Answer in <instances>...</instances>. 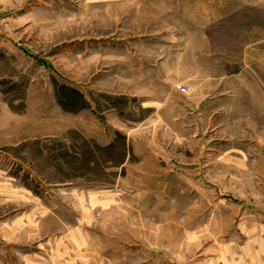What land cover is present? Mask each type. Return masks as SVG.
<instances>
[{
	"label": "rangeland",
	"instance_id": "1",
	"mask_svg": "<svg viewBox=\"0 0 264 264\" xmlns=\"http://www.w3.org/2000/svg\"><path fill=\"white\" fill-rule=\"evenodd\" d=\"M0 264H264V0H0Z\"/></svg>",
	"mask_w": 264,
	"mask_h": 264
},
{
	"label": "trees",
	"instance_id": "2",
	"mask_svg": "<svg viewBox=\"0 0 264 264\" xmlns=\"http://www.w3.org/2000/svg\"><path fill=\"white\" fill-rule=\"evenodd\" d=\"M70 91H72L73 92V94H76V95H78L79 97H81V95L80 94H78V92H76V91H74V90H70ZM71 92V93H72ZM67 110H69V111H73V112H75V111H77L78 110V108L77 109H69V108H66ZM118 136L116 137V139L112 142V143H110L108 146H105V147H101L100 145H98V144H94V147H93V149L92 150H90V151H84V155L85 156H87V155H92L93 153H95V152H97V151H105V152H114L115 150H116V147H118L117 146V144L118 145H123V148H125V144H124V142H125V137H123V135L122 134H120V133H118L117 134ZM120 143V144H119ZM92 144V143H91ZM122 147V146H121ZM121 150V149H120ZM125 152V151H124ZM123 152V153H124ZM126 154V153H125ZM125 154H123L122 155V157H120V159H111V162H113L115 165H117V166H121V165H123V163H124V160H126L125 158H126V155Z\"/></svg>",
	"mask_w": 264,
	"mask_h": 264
}]
</instances>
